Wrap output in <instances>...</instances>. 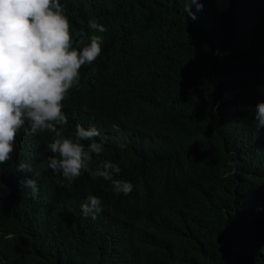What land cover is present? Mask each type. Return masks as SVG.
Instances as JSON below:
<instances>
[{
	"label": "trees",
	"instance_id": "16d2710c",
	"mask_svg": "<svg viewBox=\"0 0 264 264\" xmlns=\"http://www.w3.org/2000/svg\"><path fill=\"white\" fill-rule=\"evenodd\" d=\"M199 2L192 20L186 0H61L74 47L90 43V19L107 30L100 56L82 66L63 101L64 135L74 137L77 124L95 126L105 143L94 160L118 164L113 179L133 191L117 195L111 181L83 172L28 200L30 231L16 208L19 177L4 165L0 242L30 231L14 264H264V127L255 122L264 102V0ZM245 16L261 28L249 35L243 23L240 47L236 28ZM181 65L195 77L177 78ZM225 76L237 89L224 87ZM53 136L29 140L22 130L14 150L40 160ZM89 194L102 200L96 219L81 210Z\"/></svg>",
	"mask_w": 264,
	"mask_h": 264
},
{
	"label": "clouds",
	"instance_id": "9594fccd",
	"mask_svg": "<svg viewBox=\"0 0 264 264\" xmlns=\"http://www.w3.org/2000/svg\"><path fill=\"white\" fill-rule=\"evenodd\" d=\"M192 5H196L199 11L203 4L199 0H186L184 11L195 20ZM250 22L251 17L245 16L236 28V43L240 47H245L243 23L247 24L249 35L257 34L261 28V22L252 26ZM257 24L260 28L255 31ZM88 27L93 35L87 37L90 43L80 50L74 47L71 22L61 0H0V189L3 186L2 167L12 163L19 177L20 200L16 208L26 214L30 231L34 225V212L28 200L37 203L48 191L57 186L66 187L83 172L93 180L111 181L117 195H128L133 191L131 182L113 179L114 174L121 171L118 164L94 160V155L99 157L103 153L105 143L103 138L96 139L101 133L95 126L85 128L77 124L74 137L64 135L68 118L63 101L69 90L78 84L82 66L92 64L100 56L102 37L107 32L95 19L89 20ZM209 33L211 38L222 41V34ZM76 36L78 44H84V30L81 29ZM175 36L176 32H172L169 37L165 34L160 37ZM178 53L184 55L183 50ZM175 64L178 62L174 55L171 65ZM198 69L200 72L204 70L202 65ZM229 70L233 73L235 68ZM243 75H246L245 70ZM175 76L189 80L195 77V72L193 68L181 65ZM223 84L237 89L238 82L234 77L225 76ZM255 122L257 129L264 127V102L256 106ZM22 130L29 140L40 132L54 133L53 140L45 146V156L40 160L23 156L21 147L14 150ZM119 147L123 149L125 145ZM81 210L85 217L96 219L103 211L101 198L89 194ZM30 231L19 233L10 242H0L1 264H14L20 258Z\"/></svg>",
	"mask_w": 264,
	"mask_h": 264
},
{
	"label": "rangeland",
	"instance_id": "374dc122",
	"mask_svg": "<svg viewBox=\"0 0 264 264\" xmlns=\"http://www.w3.org/2000/svg\"><path fill=\"white\" fill-rule=\"evenodd\" d=\"M259 28H260V24H257V25L255 26V31H258Z\"/></svg>",
	"mask_w": 264,
	"mask_h": 264
}]
</instances>
